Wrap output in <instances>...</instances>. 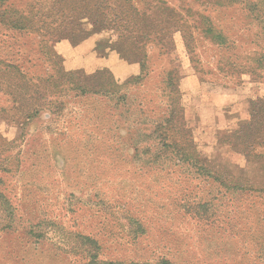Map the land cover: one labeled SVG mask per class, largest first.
<instances>
[{
  "label": "rangeland",
  "instance_id": "1",
  "mask_svg": "<svg viewBox=\"0 0 264 264\" xmlns=\"http://www.w3.org/2000/svg\"><path fill=\"white\" fill-rule=\"evenodd\" d=\"M262 242L264 0H0V264Z\"/></svg>",
  "mask_w": 264,
  "mask_h": 264
},
{
  "label": "trees",
  "instance_id": "2",
  "mask_svg": "<svg viewBox=\"0 0 264 264\" xmlns=\"http://www.w3.org/2000/svg\"><path fill=\"white\" fill-rule=\"evenodd\" d=\"M203 171L202 173H204V175H207V176H211L208 172H206L205 170H201ZM216 181V179L214 178L213 179V182ZM197 209L198 211L200 210L201 211V214H198V212H192L196 215H201V216H206V217H212L214 215V209L212 208L213 207V204L211 203V201H207L206 203H198L197 204ZM190 209H188L189 211ZM210 211V213H208ZM208 213V214H207ZM84 239L87 241V242H90V239L88 237H84ZM263 244V242H262ZM261 247H264V244L261 246ZM167 262L164 261V262H161V264H166ZM100 264H116V263H113V262H101ZM131 264H149V263H131Z\"/></svg>",
  "mask_w": 264,
  "mask_h": 264
}]
</instances>
